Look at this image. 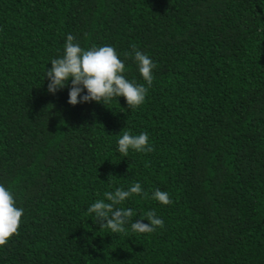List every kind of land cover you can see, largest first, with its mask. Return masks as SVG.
Returning <instances> with one entry per match:
<instances>
[{"label":"trees","instance_id":"trees-1","mask_svg":"<svg viewBox=\"0 0 264 264\" xmlns=\"http://www.w3.org/2000/svg\"><path fill=\"white\" fill-rule=\"evenodd\" d=\"M69 34L114 47L138 84L148 55L145 102L50 93ZM125 131L152 150L120 155ZM134 182L148 195L119 207L164 226L101 228L87 208ZM0 184L24 209L0 264H264V0H0Z\"/></svg>","mask_w":264,"mask_h":264},{"label":"clouds","instance_id":"clouds-1","mask_svg":"<svg viewBox=\"0 0 264 264\" xmlns=\"http://www.w3.org/2000/svg\"><path fill=\"white\" fill-rule=\"evenodd\" d=\"M134 61L145 84H138L126 78L125 63L119 58L114 47L103 45L85 49L69 34L62 54L50 58L51 67L46 69L44 77L48 80V91L52 94L71 82L68 93L70 105L93 101L106 105L114 98L124 97L127 105L134 108L145 102L153 83L155 68L152 59L140 51H135ZM151 150L147 132L131 134L125 131L118 139L117 152L124 157H127L130 151L141 153ZM133 195L147 196L148 193L139 182L132 183L127 189L117 187L115 191L105 192V198L92 203L87 212L95 215L96 223L100 224L101 228L106 227L116 234L125 233L126 226L140 234L162 228L164 220L155 211H149L145 218L133 222L132 218L137 216V213L132 208L119 207ZM151 199L162 205L172 202L169 193L159 188L152 192ZM23 215L24 209L17 207L12 192L4 184H0V245H4L17 232ZM144 220L148 223H144Z\"/></svg>","mask_w":264,"mask_h":264}]
</instances>
